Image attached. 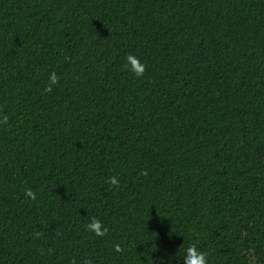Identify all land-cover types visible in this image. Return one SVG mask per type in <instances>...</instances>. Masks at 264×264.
<instances>
[{
	"label": "trees",
	"instance_id": "1",
	"mask_svg": "<svg viewBox=\"0 0 264 264\" xmlns=\"http://www.w3.org/2000/svg\"><path fill=\"white\" fill-rule=\"evenodd\" d=\"M190 247L264 264V0H0V264Z\"/></svg>",
	"mask_w": 264,
	"mask_h": 264
},
{
	"label": "clouds",
	"instance_id": "2",
	"mask_svg": "<svg viewBox=\"0 0 264 264\" xmlns=\"http://www.w3.org/2000/svg\"><path fill=\"white\" fill-rule=\"evenodd\" d=\"M129 61L133 64V65H137L139 62L131 57H129ZM143 74V67L140 66L139 69L136 71V75L140 76ZM50 80L52 83L56 82V76L55 74H52V76L50 77ZM112 184L116 183L115 178H112L111 180ZM29 196H32L33 194L31 193V191H28L26 193ZM88 229L90 231H97V234H100L98 229H97V223H92L88 225ZM184 264H206V257L203 253H199L197 252V250L194 247H190L187 249V253L185 256V260H184Z\"/></svg>",
	"mask_w": 264,
	"mask_h": 264
}]
</instances>
